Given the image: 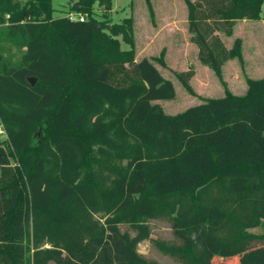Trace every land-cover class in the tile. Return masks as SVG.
<instances>
[{"label":"trees","instance_id":"1","mask_svg":"<svg viewBox=\"0 0 264 264\" xmlns=\"http://www.w3.org/2000/svg\"><path fill=\"white\" fill-rule=\"evenodd\" d=\"M184 1L198 60L221 76L242 41L220 34L264 0ZM70 4L83 22L55 19L52 0H0V264H159L138 253L146 240L175 264L263 248L264 77L168 115L155 102L174 84L112 38L133 44L113 0ZM176 77L194 94L193 72Z\"/></svg>","mask_w":264,"mask_h":264},{"label":"rangeland","instance_id":"2","mask_svg":"<svg viewBox=\"0 0 264 264\" xmlns=\"http://www.w3.org/2000/svg\"><path fill=\"white\" fill-rule=\"evenodd\" d=\"M52 2L55 19L76 14L70 11V0ZM95 13L103 15L104 10L95 8ZM109 15L112 24L129 28L132 45L124 43L122 36H112L121 43V49L131 50L134 61L150 59L163 77L174 84L175 99L155 102L168 115L178 114L189 107L201 104L203 98L222 97L226 91L243 95L249 79L264 77V3L257 19L236 22L231 37L220 34L227 47H231L237 38L242 41L241 58L225 62L221 76L198 60V48L191 41L188 7L184 0H113ZM9 16L6 15V18ZM5 21L7 24L8 20ZM13 51L19 56L16 49ZM188 71L193 72L190 84L194 94L190 93L176 77V73ZM38 135L39 140L43 134L40 132ZM149 225L154 238L162 240L173 238L170 223L152 220ZM126 229L127 227H122V230ZM250 232L264 233V222L260 227L251 228ZM137 250L146 259L156 260L159 264H175L170 257L156 250L149 240L141 242ZM246 263L264 264V247L256 248L234 260L219 257L214 264Z\"/></svg>","mask_w":264,"mask_h":264},{"label":"built area","instance_id":"3","mask_svg":"<svg viewBox=\"0 0 264 264\" xmlns=\"http://www.w3.org/2000/svg\"><path fill=\"white\" fill-rule=\"evenodd\" d=\"M68 18L70 19V20H79V21H81V22H83L84 20H85V17L83 16V15H81V14H70L69 16H68ZM0 139H8V136H7V134H6V131H5V129H4V126H3V123L1 122V120H0Z\"/></svg>","mask_w":264,"mask_h":264},{"label":"water","instance_id":"4","mask_svg":"<svg viewBox=\"0 0 264 264\" xmlns=\"http://www.w3.org/2000/svg\"><path fill=\"white\" fill-rule=\"evenodd\" d=\"M30 82H31L32 85H34L36 80L35 79H31Z\"/></svg>","mask_w":264,"mask_h":264},{"label":"crops","instance_id":"5","mask_svg":"<svg viewBox=\"0 0 264 264\" xmlns=\"http://www.w3.org/2000/svg\"><path fill=\"white\" fill-rule=\"evenodd\" d=\"M247 88H248V87L245 86V91H244L245 93H246V91H247ZM245 93H244V94H245ZM222 97H223V96H222ZM189 108H190V107H189ZM166 114H167V113H166ZM174 115H176V114H174Z\"/></svg>","mask_w":264,"mask_h":264}]
</instances>
